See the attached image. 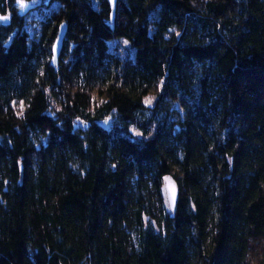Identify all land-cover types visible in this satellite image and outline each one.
<instances>
[{"label": "trees", "instance_id": "obj_1", "mask_svg": "<svg viewBox=\"0 0 264 264\" xmlns=\"http://www.w3.org/2000/svg\"><path fill=\"white\" fill-rule=\"evenodd\" d=\"M22 3L0 0V264H264V0Z\"/></svg>", "mask_w": 264, "mask_h": 264}, {"label": "water", "instance_id": "obj_2", "mask_svg": "<svg viewBox=\"0 0 264 264\" xmlns=\"http://www.w3.org/2000/svg\"><path fill=\"white\" fill-rule=\"evenodd\" d=\"M107 2L110 8V11H111L110 19L112 21L114 18V13H115L116 0H107ZM65 30L66 29L64 27H61L60 39L56 42L55 46L53 47V63L54 64H56L57 57L62 48V41H63V37L65 34ZM165 192H166V198H167L168 204L170 208L173 209L174 204L176 202L177 188H176L175 182L170 178L165 181Z\"/></svg>", "mask_w": 264, "mask_h": 264}, {"label": "rangeland", "instance_id": "obj_3", "mask_svg": "<svg viewBox=\"0 0 264 264\" xmlns=\"http://www.w3.org/2000/svg\"><path fill=\"white\" fill-rule=\"evenodd\" d=\"M32 2L34 4H37L39 0H32ZM24 3L30 4V2H24ZM91 22H93V25L95 26V28L99 30L100 32H102L104 36H106V38H109L110 36L116 37L120 41L121 44H123L126 47H129L130 38L132 37L131 28L118 29L114 32V34L110 35V32H108V30H106L105 28H103V26H101V24L99 23V21L97 20L95 16L92 17ZM80 27H81V30L84 28V26H80ZM145 102L151 105L154 102V100L153 98L150 97V98H146Z\"/></svg>", "mask_w": 264, "mask_h": 264}, {"label": "snow or ice", "instance_id": "obj_4", "mask_svg": "<svg viewBox=\"0 0 264 264\" xmlns=\"http://www.w3.org/2000/svg\"><path fill=\"white\" fill-rule=\"evenodd\" d=\"M19 2L21 3V6H23L22 0H19ZM150 102V101H149Z\"/></svg>", "mask_w": 264, "mask_h": 264}, {"label": "bare ground", "instance_id": "obj_5", "mask_svg": "<svg viewBox=\"0 0 264 264\" xmlns=\"http://www.w3.org/2000/svg\"><path fill=\"white\" fill-rule=\"evenodd\" d=\"M176 198H177V196H176Z\"/></svg>", "mask_w": 264, "mask_h": 264}]
</instances>
